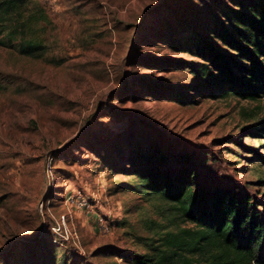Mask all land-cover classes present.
Masks as SVG:
<instances>
[{
    "label": "rangeland",
    "instance_id": "374dc122",
    "mask_svg": "<svg viewBox=\"0 0 264 264\" xmlns=\"http://www.w3.org/2000/svg\"><path fill=\"white\" fill-rule=\"evenodd\" d=\"M32 1L48 20L35 27L42 54L22 56L0 35V264H210L197 227L135 191L129 171L153 148L167 167L189 153L193 185L262 197L254 152L264 156V137L251 129L264 98L191 87L199 60L188 49L209 39L207 23L229 1Z\"/></svg>",
    "mask_w": 264,
    "mask_h": 264
},
{
    "label": "trees",
    "instance_id": "16d2710c",
    "mask_svg": "<svg viewBox=\"0 0 264 264\" xmlns=\"http://www.w3.org/2000/svg\"><path fill=\"white\" fill-rule=\"evenodd\" d=\"M228 1L231 6L220 1L207 23L209 39L196 38L188 49L199 60L188 65L196 79L191 87L211 99L264 98V0ZM32 2L0 0V35L9 47L16 42L20 55L39 57L44 41L35 27L48 20L39 6L30 9ZM251 134L264 137V120L254 123ZM254 154L264 165V156ZM171 156L173 165L167 167L168 155L153 148L132 163L134 190L175 204L182 218L197 227L191 234L204 242L210 264H264V192L258 198L242 187L214 181L193 185L198 173L191 155L177 151ZM134 260L159 264L153 256L135 255Z\"/></svg>",
    "mask_w": 264,
    "mask_h": 264
},
{
    "label": "built area",
    "instance_id": "2783aa9c",
    "mask_svg": "<svg viewBox=\"0 0 264 264\" xmlns=\"http://www.w3.org/2000/svg\"><path fill=\"white\" fill-rule=\"evenodd\" d=\"M69 202L71 203V205H78V206H80V207H82V206H84V205H86L87 204V202L85 201V199H81V200H79V199H74V198H72V197H70L69 198ZM101 222V221H100ZM100 226H101V230H103V231H106V232H104V233H107L108 231H109V229L104 225V224H100ZM58 230H56V231H58V235H62V236H65V234L66 233H63L61 230H60V228L58 227L57 228ZM60 230V231H59ZM67 235V234H66Z\"/></svg>",
    "mask_w": 264,
    "mask_h": 264
}]
</instances>
